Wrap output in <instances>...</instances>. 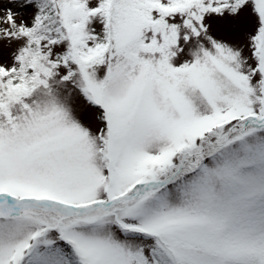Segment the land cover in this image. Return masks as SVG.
<instances>
[{
  "label": "snow or ice",
  "instance_id": "1",
  "mask_svg": "<svg viewBox=\"0 0 264 264\" xmlns=\"http://www.w3.org/2000/svg\"><path fill=\"white\" fill-rule=\"evenodd\" d=\"M0 264H264V0H0Z\"/></svg>",
  "mask_w": 264,
  "mask_h": 264
}]
</instances>
